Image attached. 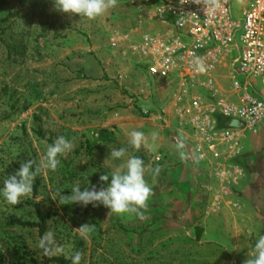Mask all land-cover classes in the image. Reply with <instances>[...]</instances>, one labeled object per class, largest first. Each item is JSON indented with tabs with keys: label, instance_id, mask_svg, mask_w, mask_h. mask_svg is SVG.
<instances>
[{
	"label": "rangeland",
	"instance_id": "1",
	"mask_svg": "<svg viewBox=\"0 0 264 264\" xmlns=\"http://www.w3.org/2000/svg\"><path fill=\"white\" fill-rule=\"evenodd\" d=\"M5 1L0 7V190L22 162H40L57 137L74 142L56 171L37 176L31 197L13 206L0 192L5 264L43 262L39 230L9 224L13 218L39 222L34 205L49 214L47 232L64 249L51 257L72 261L80 250L81 264H235L233 257L202 242L207 187L219 181L209 165L179 157L177 141L185 142L188 131L173 107L175 88L152 78L133 49L141 42L140 28L155 33L156 24L131 0H118L116 8L96 20L57 12L52 0ZM10 14L17 16L7 19ZM217 75L230 92V68ZM237 80L245 81L243 76ZM133 130L145 133L139 151L129 144ZM152 132L158 133L155 141ZM121 147L143 159L148 169L145 180L154 194L144 219L108 215L102 205L59 204V194L71 195L76 184L81 191L106 187L99 177L110 178L114 166L123 163L110 157L112 149ZM242 157L236 165L249 172L248 158L254 157L258 179L264 181V129L247 136ZM250 184L246 178L242 188ZM83 224L96 227L88 240L75 231Z\"/></svg>",
	"mask_w": 264,
	"mask_h": 264
},
{
	"label": "built area",
	"instance_id": "2",
	"mask_svg": "<svg viewBox=\"0 0 264 264\" xmlns=\"http://www.w3.org/2000/svg\"><path fill=\"white\" fill-rule=\"evenodd\" d=\"M131 3L156 24L157 32L144 33L133 49L152 78L175 88L173 107L188 131L187 161L212 167V176L227 194L244 177L235 164L244 140L264 127V0H222V8L207 13L204 0ZM111 45L117 47V40ZM196 58L204 72L196 70ZM228 67L233 74L230 92L217 75Z\"/></svg>",
	"mask_w": 264,
	"mask_h": 264
},
{
	"label": "clouds",
	"instance_id": "3",
	"mask_svg": "<svg viewBox=\"0 0 264 264\" xmlns=\"http://www.w3.org/2000/svg\"><path fill=\"white\" fill-rule=\"evenodd\" d=\"M54 10L64 14H75L88 20H96L108 14L118 6V0H52ZM206 13L223 7L222 0H204ZM196 70L204 72L205 67L199 58L194 60ZM158 136L157 132H152L153 141ZM146 137L142 131L133 130L129 133V144L133 149L139 151L145 144ZM180 159L185 160V144L183 140H178L176 144ZM74 148L73 140L64 136H59L48 145L45 155L40 162L32 159L20 164L19 170L3 180V189L0 190L5 201L10 205H18L22 198H29L33 193L34 181L43 170L56 171L61 164L60 157L67 155ZM128 149H112L110 157L115 160H123V163L115 165L111 173L101 175L100 182L106 187L96 186L86 187L81 191L79 184L71 189V195L59 194L60 205L78 204L83 207L92 205L93 207L104 206L109 210L108 215L115 214L120 217L136 216L144 219V213L148 210V201L154 194L152 187L145 180V162L139 156L127 155ZM125 157H127L125 159ZM159 174V168L155 169L154 175ZM96 227L90 224H83L75 229L80 236L88 240ZM38 247L42 249L46 256L59 255L64 252L63 247L55 241L52 232H46L38 242ZM84 253L75 251L72 256V264H81ZM244 264H264V235H259L256 240L253 252Z\"/></svg>",
	"mask_w": 264,
	"mask_h": 264
},
{
	"label": "crops",
	"instance_id": "4",
	"mask_svg": "<svg viewBox=\"0 0 264 264\" xmlns=\"http://www.w3.org/2000/svg\"><path fill=\"white\" fill-rule=\"evenodd\" d=\"M141 28L142 35L148 32L146 26ZM242 155L235 164H240ZM256 162L258 161L254 157L248 158L249 172L239 165L244 177L238 185L230 186L227 194H223L219 185L207 187L209 203L207 217L203 223L205 230L202 242L210 243L221 256L228 254L233 257L235 264H244L250 258L259 235H264V181L258 179ZM210 172L212 176L213 170ZM246 178H249L251 184L242 188ZM217 195L220 199L218 202L215 201Z\"/></svg>",
	"mask_w": 264,
	"mask_h": 264
},
{
	"label": "trees",
	"instance_id": "5",
	"mask_svg": "<svg viewBox=\"0 0 264 264\" xmlns=\"http://www.w3.org/2000/svg\"><path fill=\"white\" fill-rule=\"evenodd\" d=\"M6 1L2 0L0 2V7L5 6ZM11 16H17V15H8L7 19L10 18ZM37 134L43 139L47 140L46 134L43 133L42 130L37 131ZM38 217H39V222H29V221H22L19 219L13 218L9 224L12 226H21V227H28V228H37L39 230V237H41L47 232L48 226H47V220L49 218V214H43L40 207L38 205H34ZM53 263H58V264H72V261L66 260L64 258H58V257H51V256H46L43 254V262L41 264H53ZM0 264H5V257L4 254L0 251Z\"/></svg>",
	"mask_w": 264,
	"mask_h": 264
}]
</instances>
